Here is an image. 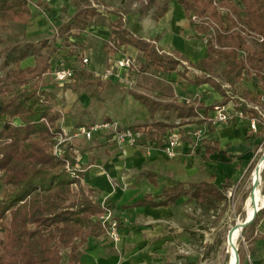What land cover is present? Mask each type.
I'll return each instance as SVG.
<instances>
[{
    "label": "trees",
    "instance_id": "1",
    "mask_svg": "<svg viewBox=\"0 0 264 264\" xmlns=\"http://www.w3.org/2000/svg\"><path fill=\"white\" fill-rule=\"evenodd\" d=\"M175 1L180 4L186 17L193 13L213 19L218 24L225 22L228 27L232 24L230 11L237 13L251 29L264 37V0L226 1V13L218 12L210 0ZM37 3L44 5L39 0ZM101 12L88 4L77 5L56 27V37L60 43L46 45L43 42L42 46L47 51L45 55H36L32 65H20L23 59L34 55L36 49L32 44L13 49L7 55L12 67L0 80V264H62L64 256V264H78L77 251L80 246L89 237L104 233L97 220L103 208L92 200L91 192L81 185V172L66 167L65 160L70 164L75 161L72 149L67 146L60 156L51 153L54 138L60 131V114L54 110L55 94L46 87L47 84H42L44 74L50 69L51 60L56 58L59 48L68 47L67 54H70V47L78 35ZM30 17L29 0H0V27L7 22L26 24ZM189 22L198 35L208 31L204 23L195 25ZM108 26V49L116 52L129 46L138 50L143 58L139 65L141 71L153 68L160 73L176 72L188 84H209L222 96L220 101L205 107L197 101L183 103L173 97L170 101L162 102L133 93L145 105L150 116L158 110L171 111L175 118L183 120L180 123H184L186 119L198 117L197 108L207 110L215 104L224 105L230 100L237 102L236 86L246 70L238 52L241 49L247 51L246 62L256 68L264 87V75L260 73V70H264V41L253 49L238 32L226 36L217 34L216 40L220 46L230 48H215L209 39L203 47V56L196 63H189L180 69V60L159 53L151 41L133 35L118 13ZM216 67L220 69L221 80L212 76ZM97 84L101 86L104 83L97 80ZM223 84L226 86L223 87ZM241 95L247 97L245 91ZM175 125L152 120L131 128L155 129V135L159 138L166 129ZM207 129L211 130L210 123ZM216 148V144L207 145L205 154ZM147 177L154 182L151 174H147ZM212 181L213 177L197 183L178 182L164 187L157 199L146 195L131 205H167L188 196L206 210L215 208L225 201L223 189L228 186L229 180L224 181L222 188ZM246 197L244 193L241 201ZM263 209L255 214L241 234L256 225ZM260 264H264V260Z\"/></svg>",
    "mask_w": 264,
    "mask_h": 264
},
{
    "label": "crops",
    "instance_id": "2",
    "mask_svg": "<svg viewBox=\"0 0 264 264\" xmlns=\"http://www.w3.org/2000/svg\"><path fill=\"white\" fill-rule=\"evenodd\" d=\"M160 6L164 9L156 19L128 17L124 25L133 35L151 41L159 53L182 62L196 63L203 56L204 45L199 44L194 37L184 10L176 1ZM95 18L85 30L88 29L87 32L90 31L91 34L96 33L94 37L102 36L107 42L109 26L101 29L99 23L93 24ZM86 35L87 33H80L78 37L84 38ZM72 40L74 39L69 41ZM108 51V47L103 46L99 54L97 53L104 64L94 72L103 69L107 57L110 56ZM120 53L129 56L138 67L143 62L141 53L132 47H122ZM54 61L59 63L60 59ZM52 63L51 60L50 68L53 66ZM58 63L56 62L53 67ZM94 72L91 73L93 76ZM147 76L155 77L166 85ZM134 78L135 86L132 88H126L116 81H101L104 84L99 86L96 83V92L83 93L80 97L67 95L66 93L72 90L63 89L60 83L50 78L46 87H56V91H53L55 94L53 104L54 110L60 114V130L71 133L76 126L109 120L118 122L121 127H132L152 120L170 123L169 116L174 113L166 111V115H162L163 110H158L150 116L145 105L133 94H142L166 102L164 100L166 96L161 91L163 86L169 92V101L174 97L177 102H181L182 97H187L192 92V97L196 96L197 102L206 107L222 98L209 84L199 86L186 84L176 72L160 73L148 68L140 71ZM249 88L247 95L253 86ZM63 96L70 102L68 105L60 101L63 100ZM226 107L232 108L231 101L226 103ZM197 113L196 119L200 118L197 127H205L198 143H195L194 137L189 133L190 129L179 130L189 123L168 128L159 138L155 135V129L149 130L148 127H144L148 131L139 146L118 147L106 133H96L89 140L81 136L71 140L68 146L83 169L80 175L81 185L91 192L93 201L103 203L112 210L119 222L120 233L117 242L109 240L104 234L89 237L77 251L78 264H167L171 261L172 251L176 247L175 242L180 240L183 243L187 240L186 226L189 218L185 200L191 198L182 196L175 203L167 205L131 204L146 195L157 199L164 187L178 182L197 183L213 177L212 183L218 186L225 180H232L236 165L245 160L249 139L253 137L244 119L219 123L209 121L211 109L197 108ZM208 123L211 130L207 129ZM171 130L179 131L181 136V144L174 157L166 156L161 150ZM213 144H216L217 148L206 155V146ZM147 174L152 175L154 182L150 181ZM255 233L257 237L250 244L248 259L252 264H260L264 260V216Z\"/></svg>",
    "mask_w": 264,
    "mask_h": 264
},
{
    "label": "rangeland",
    "instance_id": "3",
    "mask_svg": "<svg viewBox=\"0 0 264 264\" xmlns=\"http://www.w3.org/2000/svg\"><path fill=\"white\" fill-rule=\"evenodd\" d=\"M37 1L38 0H29L31 17L26 24L7 22L3 27H0V80L4 79L6 71L12 67V63L8 61L7 55L12 53L13 49L25 47L27 44H32L36 49L34 55L28 56L21 61L20 65L24 67L32 65L36 55H45L47 50L46 47L42 46L43 42H45L46 45L60 43V39L56 37V27L62 20L73 12L77 5L88 4L92 6V4H97V8L102 12L97 18H95L93 24L97 22L100 24L101 29H104L108 26L109 21L117 16V13H121L123 21H126L128 17L132 19L134 16L138 18L146 17L156 19L164 9V7L160 5L175 0H39L46 7L44 5H39ZM221 5L225 6L226 3L221 2ZM230 12L232 24L229 27L225 22L218 24L214 21L219 28L218 31L215 29L214 33V41L217 44V48H230V46L227 45L220 46L218 40H216L217 34L226 36L232 32H238L247 45L251 46L253 49H257L263 43L264 37L255 30L251 29L245 23L244 18L241 17V15L237 13L234 14L232 11ZM211 20L213 21V19ZM190 26L194 33V37H196L199 44H203V39L208 38L210 31H207L205 34L198 35L191 23ZM245 29H249V32L252 31L253 33L258 34L262 37V41H258L257 36H254L256 39L252 38V36L246 37L244 33L242 34L240 31H245ZM86 33L87 35L84 38L79 36L80 38L78 37L74 45L70 47V50L72 51L70 54H67L69 49L65 46L63 48H59L55 55L56 58L52 59L53 66H55L56 62L58 63V61L54 60L60 59V61L62 60L61 62L59 61L61 64L66 67H71L74 70L76 77L73 80L60 83L63 89L72 90V92L68 91V93H66L67 95H76L77 97H80L83 93H94L97 91V79L94 78L95 76L91 73L98 70L101 65L104 64V61H102V58L99 57L97 53L99 54V51L103 46H107V42L102 39L100 34L99 35L101 37L97 38L93 36L96 35V33L91 34L90 31ZM238 52L244 60L246 68L243 72L241 81L236 86V95L242 96V91L247 92L250 89L249 87L255 86L257 81H260L261 83L262 81L257 76L256 68L246 62L245 58L247 56V51L241 49ZM108 53H110V55L113 54L110 50ZM69 55L70 57H67ZM82 57H87L88 63L84 67H79V62ZM135 63L136 62H134V64ZM183 63L181 61V66L179 67L180 69L184 66H188L189 64V62L184 61ZM190 73L191 72L188 74L191 75ZM260 73L264 75V70H260ZM212 76L216 80L222 79L220 69L218 67H216L212 72ZM147 77L166 85L165 82L158 80L155 77ZM50 78L51 77L49 75H45L42 84L46 85V83H49ZM186 84L188 83L186 82ZM158 86L160 88V84ZM49 88L52 91H56V87L49 86ZM161 91L164 93L163 95L166 96L164 100L169 101L168 90L163 86ZM192 95V92H190L187 97L191 98ZM60 101L66 103V105L70 103L66 101L65 96H63V100L61 99ZM89 112L90 114L92 113L91 111ZM94 112H96V108H94ZM161 114L164 115L165 111H162ZM169 117L168 121L170 123L176 124L175 126L177 127L181 125V121L176 119L174 114ZM198 120L196 118H192L187 122H184L189 123V125L184 126V128H179V130L190 129V132L193 131L199 125L197 122ZM251 134L253 137L249 139L250 143L247 150L248 154L244 156L245 160L236 165L232 180L230 179L228 186L223 189L226 196L225 201L219 203L215 208L206 210L204 207L198 206L191 199L185 200V205L188 206L187 212L189 218V222L186 226L187 240L183 243H181L180 240L175 242L174 245L176 247H174L172 251V259L167 262V264H228L229 256L226 249V236L230 228L244 218L245 200L241 201V196L244 193L249 196L251 193V185L249 181L250 172L264 153V128H259L256 133L252 132ZM223 184L224 181L218 186L222 188ZM260 194L262 197L264 196V167L262 168L260 176ZM263 208L264 206L262 209ZM263 216L264 209L256 225L254 227L247 228L245 233L240 234L238 237L236 241L238 264H252L248 259L250 244L257 237L255 230L259 228L260 221ZM65 260L66 257L64 256L62 264L65 263Z\"/></svg>",
    "mask_w": 264,
    "mask_h": 264
},
{
    "label": "built area",
    "instance_id": "4",
    "mask_svg": "<svg viewBox=\"0 0 264 264\" xmlns=\"http://www.w3.org/2000/svg\"><path fill=\"white\" fill-rule=\"evenodd\" d=\"M212 6L216 8V10L220 13H225L228 9L225 6L221 5V2H226L229 0H210ZM93 7H98L97 4H92ZM121 18V13H118ZM123 19V18H122ZM188 20L193 22L195 25H200L204 23L208 26V31L210 34L208 38L203 39V45H205L209 39L212 40V43L215 48H217V44L215 43V29L219 30L217 24L209 19L208 17H200L196 14H189ZM214 28V29H213ZM241 33L246 37L255 38L257 36L258 41H262V37L258 34L249 32V29L240 30ZM87 30L82 31L81 33H86ZM256 39V38H255ZM107 43H110L107 41ZM110 56L107 57L105 65L101 71L94 72V76L96 79L106 82V81H116L120 85L126 88H132L135 86V78L134 76L140 73V69L136 66L133 60L126 56L125 54H121L120 50L116 52H112ZM241 53V51H240ZM88 63L87 57H82L79 62V67H84ZM183 63V62H182ZM184 64V63H183ZM189 68V67H188ZM192 69V68H190ZM49 75L53 81L56 83H65L73 80L76 75L74 73L73 68L66 67L60 62L56 65V67H51L45 74ZM223 87L226 85L223 84ZM237 102H233L232 100V108H227L226 104H215L211 108V115L208 117L209 121H215L219 123H227L231 120H246L248 123L249 130L253 133H256L259 128H264V87L260 81L255 83L250 93L247 97L236 96ZM183 103H193L197 101V97H182L180 99ZM238 107H244L238 108ZM148 130L144 127L131 128V127H121L118 122L114 120L102 121L99 123H94L91 125H79L74 127L71 130V133H67L63 130H60L54 138V143L51 146V153L56 156H60L64 154L65 148L71 143V140L77 136H81L86 140H89L96 133H106L110 136L113 142L121 147L123 145H141V142L144 141V136ZM205 131L204 126H199L190 134L194 137L195 143L201 140L203 133ZM181 144V136L180 132L177 130H171L167 137L164 140V143L161 146V150L168 157H174L177 154L178 147ZM148 146H146L147 148ZM66 167L70 168L74 171L82 172L83 169L80 167L79 160L75 155V161L70 164L68 160H65ZM100 206L103 208V212L97 216V220L102 225L104 229V235L111 241L117 242L120 239L119 233V222L112 210L107 207L105 204L101 203Z\"/></svg>",
    "mask_w": 264,
    "mask_h": 264
},
{
    "label": "bare ground",
    "instance_id": "5",
    "mask_svg": "<svg viewBox=\"0 0 264 264\" xmlns=\"http://www.w3.org/2000/svg\"><path fill=\"white\" fill-rule=\"evenodd\" d=\"M263 166L264 153L250 172L249 181L251 185V195L247 196L244 202V218L251 217L254 211V205H256L257 208L261 205L264 206V196L262 197L260 194V176ZM241 222L242 220L238 221L232 228H230L226 236V249L229 256L228 264H235L236 262L234 248H236V241L241 234V227L239 226V223Z\"/></svg>",
    "mask_w": 264,
    "mask_h": 264
},
{
    "label": "water",
    "instance_id": "6",
    "mask_svg": "<svg viewBox=\"0 0 264 264\" xmlns=\"http://www.w3.org/2000/svg\"><path fill=\"white\" fill-rule=\"evenodd\" d=\"M263 167H264V166H263ZM249 195H251V193H250ZM262 207H263V205L259 206L258 208L256 207V205H254V211H253L251 217H249V218H247V217H246V218H243V219H242V222L239 223V226L241 227V230H242L244 227L248 226V225L252 222V220H253L255 214H256L260 209H262ZM234 251H235V257H236V262H235V264H238V253H237V249L234 248Z\"/></svg>",
    "mask_w": 264,
    "mask_h": 264
}]
</instances>
